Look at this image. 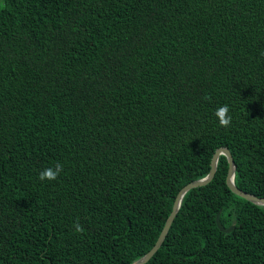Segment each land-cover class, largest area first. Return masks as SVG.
<instances>
[{
	"label": "trees",
	"instance_id": "16d2710c",
	"mask_svg": "<svg viewBox=\"0 0 264 264\" xmlns=\"http://www.w3.org/2000/svg\"><path fill=\"white\" fill-rule=\"evenodd\" d=\"M220 147L264 197V0H0V264H131ZM227 172L144 264H264V205Z\"/></svg>",
	"mask_w": 264,
	"mask_h": 264
},
{
	"label": "water",
	"instance_id": "95a60500",
	"mask_svg": "<svg viewBox=\"0 0 264 264\" xmlns=\"http://www.w3.org/2000/svg\"><path fill=\"white\" fill-rule=\"evenodd\" d=\"M219 155H224L227 159V162H228V172H227V176H226V184L229 187V189L232 192H234L235 194L245 198L246 200H248L254 204L264 205V197H257L255 195L250 194V193L244 192L235 186L234 181H233L235 164H234L233 158L231 156V153L225 147L217 148L216 151L214 152L213 156H212L209 172L204 177L187 183L178 191V193H177V195L173 201V205H172V209L170 211V214L164 223V226L161 230V233L158 236V239L156 240V242L154 243L152 248L146 254L137 258L131 264H144L156 252V250L160 247L161 243L163 242V240H164V238L168 232V229H169L175 215L178 212V209L180 207V202H181L183 196L185 195V193L189 189L205 185L211 181V179L213 178L215 171H216L217 159H218ZM215 223H216L218 229L222 232H229L233 228L232 226H230L228 228L223 227L221 225V223L219 222V214L218 213H217L216 218H215Z\"/></svg>",
	"mask_w": 264,
	"mask_h": 264
},
{
	"label": "clouds",
	"instance_id": "9594fccd",
	"mask_svg": "<svg viewBox=\"0 0 264 264\" xmlns=\"http://www.w3.org/2000/svg\"><path fill=\"white\" fill-rule=\"evenodd\" d=\"M207 99V97H205ZM214 115L217 117L219 126L227 129L232 121V117L229 115V107L228 105H222L219 108L215 110ZM63 171V165L60 163H57L54 167L45 168L43 171H41L38 175V179L40 181H53L58 178V176ZM75 231L77 233H83L84 229L80 225L79 221L75 224Z\"/></svg>",
	"mask_w": 264,
	"mask_h": 264
}]
</instances>
